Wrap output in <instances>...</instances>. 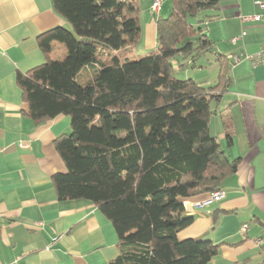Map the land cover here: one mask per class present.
<instances>
[{
    "label": "trees",
    "instance_id": "obj_1",
    "mask_svg": "<svg viewBox=\"0 0 264 264\" xmlns=\"http://www.w3.org/2000/svg\"><path fill=\"white\" fill-rule=\"evenodd\" d=\"M170 1L157 20L156 48L136 56L139 0H52L69 26L39 36L46 60L18 78L37 123L71 117L72 132L56 141L66 172L54 176L55 186L60 199L92 202L112 221L120 253L111 264H210L217 243L179 237L195 221L184 200L221 190L241 160L210 131L232 80L227 56L218 55L208 87L174 74L214 51L203 20L193 19L218 0ZM86 67L94 76L82 83Z\"/></svg>",
    "mask_w": 264,
    "mask_h": 264
},
{
    "label": "crops",
    "instance_id": "obj_2",
    "mask_svg": "<svg viewBox=\"0 0 264 264\" xmlns=\"http://www.w3.org/2000/svg\"><path fill=\"white\" fill-rule=\"evenodd\" d=\"M256 1L264 0H218L217 8L193 19L203 20L217 58L243 57L229 60L232 80L210 120L211 134L229 158H241L238 168L223 180L221 200L205 207L197 203L207 195L184 200L195 221L179 237L217 243L219 252L210 264H264V62L246 57L264 47V9ZM153 2L139 0L138 43L145 54L157 46L158 17L171 10V1L163 0L154 14ZM256 14L263 19L242 20ZM68 24L52 0H0V264H111L120 253L116 228L97 206L58 196L54 176L66 172V165L56 141L72 132L71 117L37 123L18 82L46 60L39 36ZM56 48L62 53L61 45ZM93 76L86 67L78 79L86 83ZM226 121L233 129L231 146Z\"/></svg>",
    "mask_w": 264,
    "mask_h": 264
},
{
    "label": "rangeland",
    "instance_id": "obj_3",
    "mask_svg": "<svg viewBox=\"0 0 264 264\" xmlns=\"http://www.w3.org/2000/svg\"><path fill=\"white\" fill-rule=\"evenodd\" d=\"M69 26V24H68ZM141 43V42H140ZM138 43L137 46L134 49V55L138 56V55H142L145 54L146 47L143 46V44ZM151 52V51H150ZM57 55L58 52L55 53L54 55V59H57ZM217 55L212 54L211 52H207L203 55H201V57L199 58V62H197V64L195 66H187L185 68H180L177 67L175 68V76L179 79H187V78H199L196 79V81L201 82L203 80H208L210 83H215L216 81H213L215 78V80H217V76H218V71H217ZM199 65H203L205 66V69L201 70L199 69ZM194 75H196L197 77H195ZM209 78V79H207ZM203 79V80H200ZM204 86L208 87L210 86L209 83L204 82L203 83ZM216 124L213 123V131L215 130ZM216 131V130H215ZM210 205V204H208Z\"/></svg>",
    "mask_w": 264,
    "mask_h": 264
},
{
    "label": "built area",
    "instance_id": "obj_4",
    "mask_svg": "<svg viewBox=\"0 0 264 264\" xmlns=\"http://www.w3.org/2000/svg\"><path fill=\"white\" fill-rule=\"evenodd\" d=\"M163 0H154L152 7H151V11L154 14H159L160 13V9H161V5H162ZM256 5H258L259 7L264 9V1H256ZM263 19V15L261 14H256L253 16H244L242 17V20L244 21H248V20H256V21H260ZM245 34V33H243ZM238 40V37H234L232 39L233 42H236ZM247 58H250L252 61H254L255 64L260 63V62H264V47H262V49L257 52L254 55H246ZM228 60H230L232 63H237L239 61L242 60V56L239 55H229ZM223 197V192L221 190H217L215 192H213L212 194H210L206 199L200 201L197 203L198 207H205L208 204L212 203V202H216L221 200V198ZM247 226H244V229H246ZM260 242V241H258Z\"/></svg>",
    "mask_w": 264,
    "mask_h": 264
}]
</instances>
